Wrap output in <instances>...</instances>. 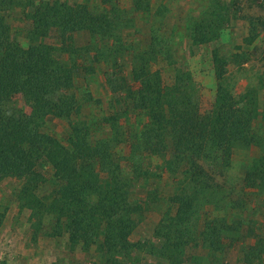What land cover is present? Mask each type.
Segmentation results:
<instances>
[{"label": "trees", "instance_id": "1", "mask_svg": "<svg viewBox=\"0 0 264 264\" xmlns=\"http://www.w3.org/2000/svg\"><path fill=\"white\" fill-rule=\"evenodd\" d=\"M133 4L137 12L148 14L151 10L147 0H133ZM111 7L109 12L96 14L85 4L41 1L29 15L27 44L13 40L9 25L0 17V182L21 180L18 207L28 209L32 217L54 216V234L68 235L72 251L78 245L83 250L94 246L108 264L117 263L120 257L129 258L136 250L130 236L135 229L134 217L142 209L131 200L135 177L122 173L113 149L119 131L112 139L91 145L89 133L73 126L65 144L45 133L43 125L48 117L70 120L77 109L75 66L57 58L59 51L68 54L71 35L86 31L99 40H115L119 39L114 34L118 25L128 28L119 20L122 10ZM217 17L210 23L201 20L193 24L190 36L194 44L201 46L218 37L216 30L223 22ZM54 36L60 47L45 42ZM246 41L252 42V37ZM159 55L154 48L140 55L131 79L136 87L134 105L148 120L141 140L150 138V131L163 136L167 148L185 161L188 171L187 190L171 198L174 213L168 212L166 221L155 230V246L145 247L155 251L149 255L173 259L194 240L191 225L200 195L206 204H213V178L199 162L223 167L229 165L236 147L264 146V136H258L253 128L256 120L264 123V81L261 103L255 90L235 98L224 85L227 60L213 52L218 88L212 108L203 112L193 95L194 82L188 71L178 70L174 83L163 85L159 71L150 67ZM17 100L24 103L27 112L13 106ZM118 121L114 118L111 124L115 127ZM133 147L130 152H134ZM130 158L121 159L127 162ZM41 160L59 181L58 193L49 203L35 194L42 180L35 171ZM102 174L107 176V184L101 181ZM246 179L264 193V156L255 161ZM218 228L205 223L203 232L204 245L216 251L223 247ZM237 229L227 230L232 233ZM230 238L239 239L236 234ZM158 239L160 244L155 243ZM244 253L246 261L253 262L264 253L263 242L257 241Z\"/></svg>", "mask_w": 264, "mask_h": 264}, {"label": "rangeland", "instance_id": "2", "mask_svg": "<svg viewBox=\"0 0 264 264\" xmlns=\"http://www.w3.org/2000/svg\"><path fill=\"white\" fill-rule=\"evenodd\" d=\"M41 1L56 0H6L3 3L0 0V17L9 25L13 40L28 43L29 15ZM59 1L85 4L96 14L117 6L122 10L119 20L128 26L127 29H122L123 25L116 27L114 34L119 39L115 40H99L86 31L75 32L66 45L68 54L57 52L59 60L70 61L75 66L78 105L70 120L48 117L43 131L66 144L73 134V126H81L89 133L91 145L112 139L115 131H119V135L115 134L117 140L113 149L122 173L135 177L131 200L138 202L142 209L134 217L135 229L130 236L136 250L129 258H118L117 263L142 264L152 258L150 253H155L145 248L155 246V230L166 221L168 212L174 213L171 198L187 190L188 171L185 161L167 148L163 136L150 131V138L141 140L148 120L134 105L136 87L131 79L132 67L139 62L140 55L154 48L160 55L150 67L159 71L163 85H172L178 70L188 71L193 78L196 102L206 112L212 108L218 88L212 58L216 52L227 60L224 85L233 96L238 99L255 90L261 103L264 0H147L153 7L148 14L135 11L133 0ZM217 16L222 17L223 22L216 30L218 37L201 46L194 44L190 36L193 24L201 20L210 23ZM249 36L252 42L246 41ZM45 42L61 46L55 36ZM13 106L28 111L21 100ZM114 118L119 120L117 127L111 124ZM253 128L258 136H264L263 122L256 120ZM130 146H134L131 149L134 152H130ZM124 156L131 158L125 162ZM261 156H264V146H238L227 166L199 162L213 178L210 184L214 190L213 204H206L201 195L196 201L198 209L191 225L194 239L204 223L219 227L218 238L236 234L239 239H246V229L257 220L264 221V193L253 188L252 182L246 179L247 172ZM35 171L42 176L35 194L49 203L58 193L59 181L44 160ZM101 181L107 184V176L102 174ZM22 185L16 178L0 182V264H108L104 254L97 252L94 246L83 250L82 245H78L72 251L68 235L54 234L57 230L54 216L32 217L28 209L18 207ZM5 223L8 224L6 231ZM236 227L237 232L227 230ZM164 259L168 264H176L179 258Z\"/></svg>", "mask_w": 264, "mask_h": 264}, {"label": "crops", "instance_id": "3", "mask_svg": "<svg viewBox=\"0 0 264 264\" xmlns=\"http://www.w3.org/2000/svg\"><path fill=\"white\" fill-rule=\"evenodd\" d=\"M150 9V11L153 10L152 3L150 4ZM262 202V204H264V197L262 198ZM12 206H15L14 203ZM18 213H16V216ZM260 221L262 220H257L251 227L246 229V239L240 238L236 239L237 241H233L229 236H224V238H222L223 247L218 251L204 245L203 232L205 230V223L203 225L201 224L202 228L200 225L198 236L184 247L181 255L173 257V260L179 258L176 264H264V253L256 257L251 263L246 261L244 253L246 248L254 247L257 241H264V221ZM258 226H261L260 228L262 229H258ZM7 227L8 224L5 223V231ZM51 239L53 238L51 237ZM155 243L160 244V240H156ZM149 256L152 258H147L146 262L142 264H168L163 258H157L152 255Z\"/></svg>", "mask_w": 264, "mask_h": 264}]
</instances>
